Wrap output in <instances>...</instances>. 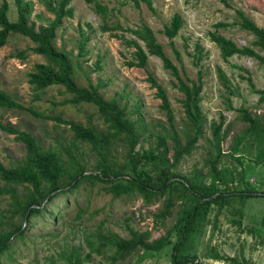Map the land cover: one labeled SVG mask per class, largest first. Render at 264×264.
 <instances>
[{"label": "rangeland", "instance_id": "1", "mask_svg": "<svg viewBox=\"0 0 264 264\" xmlns=\"http://www.w3.org/2000/svg\"><path fill=\"white\" fill-rule=\"evenodd\" d=\"M27 1L33 6L32 20L37 25L53 19L42 0ZM98 1L107 7L105 15H98L94 5L87 0H72L74 17L66 19L57 33L56 45L70 54L77 84L98 90L107 101L117 100L129 118L137 120L138 127L146 128L137 146L140 150L155 145L151 133H163V126H168L166 113L160 108L161 100L148 81L149 74L167 90L183 143L186 142L183 130L187 121L181 103L183 96L173 87V78L165 71L160 58L150 56L145 69L129 66L135 49L126 41L136 38L128 30L149 26L185 79L197 81L201 70L204 74L201 106L206 116L205 133L175 172L183 176L210 172L211 161L215 160L210 142L211 125L223 121L227 137L222 143L223 155L217 166L219 170L226 169L234 174L236 183L230 188L236 193L227 197L219 215L216 205L202 214L185 253L196 255L202 264H264V163L259 159L264 144L260 146L254 137H247L241 141L238 154L231 157L232 146L249 127L239 110L245 109L252 117L264 121V102H260L261 96L255 92V89L264 90V65L257 59L238 55L225 61L210 37L211 32H218L240 48L250 47L264 56L263 51L253 46L255 36L243 30L237 18V11L242 10L264 29V0H149L152 8L143 0ZM8 2L9 19L14 22L17 8L13 0ZM175 14L184 19L183 28L174 40L180 59L164 34L165 26L171 23ZM219 23L226 26L217 29ZM81 30L90 36L84 56L79 55L78 48ZM198 44L203 49V58L199 62L194 59ZM34 46L21 35L9 38L8 44L0 49V82L2 90L36 114L27 110L1 109L0 121L32 134L44 148L55 149L63 158H66L67 149L76 155L84 154L86 167L93 170L97 155L89 150L88 144L75 141L71 126L58 119L106 132L103 117L94 105L72 104V96L62 86L35 90L29 82V74L36 64L47 63V59L35 54ZM218 67L232 81L235 95L229 97L218 77ZM228 97L233 110L228 107ZM168 144L173 145L171 140ZM126 153L123 143L115 146L113 154L118 162H123ZM26 154L25 145L17 141L15 135L0 130V161L6 167H17ZM172 154L171 151L170 157ZM69 181H63V188L42 207L40 214L27 220L15 213L17 206L11 194L3 192L13 189L22 198L26 188L7 185L0 178V233L17 225L25 228L24 234L15 235L10 247L0 253V264H67V257L73 250L80 252L85 264H173L170 248L158 254L137 250L125 260L113 262L114 250L109 247L102 251L98 249L97 233H114L128 239L132 228L140 232L151 231L152 239H157L175 224L178 205L172 216L160 225L156 223L155 215L163 209L164 198H155L149 204L135 193L114 198L101 184L81 182L73 188L66 184ZM206 182L210 183L211 178L208 177ZM242 182L249 184L246 186ZM247 188L259 196L244 198L242 195L248 193L245 192ZM216 255L223 259H217Z\"/></svg>", "mask_w": 264, "mask_h": 264}, {"label": "trees", "instance_id": "2", "mask_svg": "<svg viewBox=\"0 0 264 264\" xmlns=\"http://www.w3.org/2000/svg\"><path fill=\"white\" fill-rule=\"evenodd\" d=\"M13 1L17 8V20L14 22L9 19L8 0H2L0 5V49L8 44L12 35L28 38L35 45L33 52L47 59V63L36 64L29 74V82L35 90L43 91L52 86H62L72 96L70 100L72 104L94 105L107 126V131L101 132L97 128L84 126L82 123L58 119L59 122L71 126L75 141L88 144L89 150L97 155L98 161L93 170H88L84 154L76 155L72 150L67 149L65 150L66 158H63L55 149L44 148L32 134L12 125H4L0 121V130L15 135V139L25 145L27 152L25 160L17 167L8 168L0 161L1 180L7 185L24 186L27 191L20 198L13 189L3 190L4 193L11 194L17 206L15 213H20L27 220L40 214L43 211L42 207L63 188L65 179L70 180L66 184L73 188L81 182L101 184L114 198L135 193L148 204L155 198H164L163 209L155 215L157 224L163 225L178 205L176 222L164 236L153 240L151 231L140 232L132 228L130 229L131 237L128 239L114 233L98 232V249L102 251L109 247L114 250L112 259L116 262L125 260L137 250L147 254H158L170 248L173 264H202L196 255L185 253L197 222L213 205L219 207V215L227 197L236 193L230 188L236 183L234 174L226 169L219 170L217 166L223 155L222 143L227 137V133L223 130V121L213 122L211 125L210 142L214 148L212 154L215 160L211 161L210 172L207 175L197 173L193 176H183L175 172L183 158L191 155L205 133L206 116L201 106L204 87L203 72L201 70L198 72L197 81L185 79L149 26L143 25L138 29L128 30L136 38L126 41L131 48L135 49L129 66L145 69L150 56L160 58L165 71L173 78V87L183 96L181 103L187 121V126L183 130L186 142L183 143L175 125V113L167 90L152 74H149L148 81L151 87L156 89L157 98L161 100L160 108L166 113L168 126H163V133H151L156 140L155 145L137 150L141 138L146 133V128L138 127L137 120L129 118L126 109L117 100L107 101L98 90L80 87L75 80L74 64L70 54L60 50L56 45L57 33L64 21L74 17L72 0H42L43 6L53 15V19L47 24L40 25L32 20L33 6L29 1ZM143 1L152 8L151 1ZM87 2L94 5L98 15H105L108 11L107 7L98 0H87ZM237 18L239 26L255 36L256 41L253 42V46L264 52V29L242 10L237 11ZM183 25V17L175 14L171 23L164 29V34L170 40V46L178 59L181 57L175 48L174 40L178 37ZM225 26L226 24L219 23L216 28ZM80 34L79 55L84 56L87 53L86 45L90 41V36L84 30H81ZM210 37L219 47L225 61L238 55L257 59L264 65V56L253 48H240L234 41L218 32H211ZM196 51L194 59L199 62L203 58V49L199 44ZM217 71L229 97L235 95L233 83L225 71L221 67H218ZM249 81L255 88L252 80L249 79ZM255 92L261 96L260 102H264V90L255 89ZM229 97L228 107L233 110ZM1 109L27 110L2 90L0 82ZM27 111L36 114L30 109ZM239 111L249 127L232 146L231 157L238 154L241 141L247 137H254L260 146L264 144V121L258 117H252L245 109ZM169 140L172 141V146L168 144ZM118 143H123L127 151L123 162H118L113 154ZM171 151L173 154L170 157ZM259 159L264 163L262 150L259 152ZM208 177L211 178L210 183L206 182ZM241 180L243 181V178ZM242 184L248 186L249 183L242 182ZM245 192L248 193L242 196L246 199L259 196L249 188ZM24 229L23 225H17L10 231L0 233V253L10 247V242L15 235H23ZM92 243L90 242V246H93ZM216 256L217 259H223L219 255ZM67 264H85V260L81 258L78 250H73L67 257ZM245 264L248 263L245 262Z\"/></svg>", "mask_w": 264, "mask_h": 264}]
</instances>
